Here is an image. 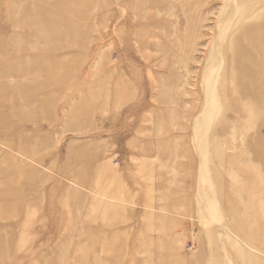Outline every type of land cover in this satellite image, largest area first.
I'll list each match as a JSON object with an SVG mask.
<instances>
[{
	"label": "rangeland",
	"instance_id": "obj_1",
	"mask_svg": "<svg viewBox=\"0 0 264 264\" xmlns=\"http://www.w3.org/2000/svg\"><path fill=\"white\" fill-rule=\"evenodd\" d=\"M241 1L0 0V264H264V0L206 108Z\"/></svg>",
	"mask_w": 264,
	"mask_h": 264
},
{
	"label": "bare ground",
	"instance_id": "obj_2",
	"mask_svg": "<svg viewBox=\"0 0 264 264\" xmlns=\"http://www.w3.org/2000/svg\"><path fill=\"white\" fill-rule=\"evenodd\" d=\"M249 1H251V0H242L241 2H239L238 4H236L235 6H232V7H230V8H227L225 11H223V14H222V16H221V18H220V22H218V27H219V29H218V34H217V36H216V41H217V43L219 44V45H216V44H213L211 47V51H210V53H209V57H208V62H207V65H206V69H207V75H206V83H205V89H206V92H207V94L206 95H208L206 98L208 99V101L206 100V103H207V105H206V108H208L209 110H210V118H212V120L213 119H216V118H221L220 116L221 115H223L222 113V111H223V109H222V107H221V105H220V102H219V100H218V97H217V101H216V96L218 95L217 93H214V92H217V91H214V90H212V91H209L210 90V88H213L212 86H214L215 84V74L219 71L218 69H219V64L221 63V62H219L218 61V59H221V56H220V58H218V54H217V49H218V46H220V42H221V40H224V32H226L227 30H229L230 29V23L232 22H235L234 24H236L237 22H242V20L244 19H246V18H248V17H250V14H251V12H250V10H251V8H250V4L248 3ZM252 1H254V0H252ZM259 1V0H258ZM254 2H256V1H254ZM256 3H258V2H256ZM256 5V4H255ZM250 8V9H249ZM229 27V28H228ZM254 28V27H253ZM262 36V35H261ZM253 41V40H252ZM256 48V47H255ZM254 49V48H253ZM214 50V52H212ZM256 50V49H255ZM263 50H261V52H262ZM264 53V52H263ZM249 55V54H248ZM255 55V54H254ZM258 55H259V52H258ZM262 55H264V54H262ZM245 56V55H244ZM250 57H251V54L249 55ZM264 56H262L261 58H260V55H259V58L262 60V58H263ZM248 60H250V58L248 59ZM244 61V60H243ZM246 61V60H245ZM244 61V62H245ZM252 62H254V61H252ZM259 62V61H258ZM219 63V64H218ZM255 63V62H254ZM259 63H261V62H259ZM258 64V63H257ZM252 65H253V63H252ZM254 66V65H253ZM252 66V67H253ZM256 69H258L257 67H256ZM214 77V78H213ZM208 106V107H207ZM208 111V110H207ZM205 114H207V112L205 111L204 112ZM203 114V113H202ZM208 114V115H209ZM199 116H201V115H199ZM202 118L204 119V118H208L207 117V115L206 116H204V114H203V116H202ZM202 118H199V119H197V121L196 122H198V121H200V120H202ZM217 120V119H216ZM201 134V133H200ZM203 134V133H202ZM201 134V135H202ZM204 135V134H203ZM206 135V134H205ZM201 138V140H203V138H202V136L200 137ZM205 140V139H204ZM237 238V237H236ZM237 247V246H236ZM239 250V249H238ZM237 252V251H236Z\"/></svg>",
	"mask_w": 264,
	"mask_h": 264
}]
</instances>
